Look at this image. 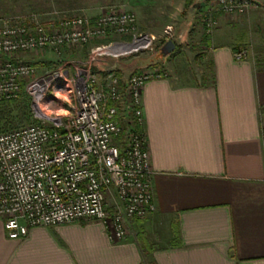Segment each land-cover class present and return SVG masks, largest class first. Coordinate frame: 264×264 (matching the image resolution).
I'll use <instances>...</instances> for the list:
<instances>
[{
	"label": "crops",
	"instance_id": "obj_1",
	"mask_svg": "<svg viewBox=\"0 0 264 264\" xmlns=\"http://www.w3.org/2000/svg\"><path fill=\"white\" fill-rule=\"evenodd\" d=\"M257 1L231 21L218 14L211 45L200 46L199 75L177 72L168 56L158 65L167 76L143 89L156 210L118 241L102 222L38 226L12 239L0 221V264H142L149 247L158 264H264V0ZM193 24L204 35L202 21ZM240 50L248 53L238 60Z\"/></svg>",
	"mask_w": 264,
	"mask_h": 264
},
{
	"label": "built area",
	"instance_id": "obj_2",
	"mask_svg": "<svg viewBox=\"0 0 264 264\" xmlns=\"http://www.w3.org/2000/svg\"><path fill=\"white\" fill-rule=\"evenodd\" d=\"M215 5L241 17L259 2L215 0ZM213 13L207 7L200 14L208 32L217 24ZM36 18L0 19V102L18 99L25 89L41 115L37 122L0 132V218L12 239L38 226L102 222L112 240H122L133 220L156 210L151 154L144 131L137 129L144 125V87L167 72L154 66L122 81L115 73L92 71V64L103 56L153 49L156 36L138 31L136 13L116 7L97 17L60 14L44 25ZM114 35L131 42L94 46L88 61L63 66L54 77L38 76L21 56L48 50L60 55ZM247 53L236 51L234 57L241 60ZM51 89L57 95H51L49 107L56 97L64 98L55 115L42 106Z\"/></svg>",
	"mask_w": 264,
	"mask_h": 264
},
{
	"label": "rangeland",
	"instance_id": "obj_3",
	"mask_svg": "<svg viewBox=\"0 0 264 264\" xmlns=\"http://www.w3.org/2000/svg\"><path fill=\"white\" fill-rule=\"evenodd\" d=\"M201 2L200 0H195V4L190 6L188 5V0H0V19L12 15H35L38 22L44 25L54 21L60 14L97 17L102 10L111 7L134 12L138 19V31L156 36L153 49L133 50L118 56L100 57L93 62L92 67L94 69L92 71L109 70L117 67L123 69L124 73L129 75L142 65L141 61H139L140 59L152 56L158 46L164 45L165 41L171 39L179 46V49L175 48L171 55L164 56L163 60H166L162 62L165 64L169 60V64H172L179 73L184 74L183 72L187 73L186 71H190L199 75L202 70L200 65L202 55L200 46L201 44L211 45L213 36L219 27L218 14L226 16L230 21L234 17L233 15H225L220 11L215 5V0H203ZM207 7L214 8L213 17L217 20V24L208 32V28L202 23L204 27V35H202L193 22L197 19L201 22L200 14L205 12ZM169 27L172 28L170 35L165 33V30ZM191 28L192 30H190ZM205 35H208L209 39H206ZM110 41L130 43L131 38L114 35L107 39L95 40L89 45L66 48L60 55L48 50L45 52L23 53L21 56L36 67L38 76L51 75L54 77L55 73H58L63 66L73 68L74 65L84 64L89 60L94 46L109 43ZM166 57H168V60ZM23 92L29 94L24 89L20 97ZM52 94L54 96L57 95L51 89L48 93V100L46 99V102L42 103L44 112L49 115H55L56 112H59V107L64 102V98L60 95V97H56V101L54 100L56 105L49 107V100H51ZM31 98L34 115L38 118L41 115L35 107V101L37 102V100L34 97ZM9 123L2 121L0 126L9 125ZM0 221L4 223L2 218H0ZM130 227L129 231L131 230Z\"/></svg>",
	"mask_w": 264,
	"mask_h": 264
},
{
	"label": "trees",
	"instance_id": "obj_4",
	"mask_svg": "<svg viewBox=\"0 0 264 264\" xmlns=\"http://www.w3.org/2000/svg\"><path fill=\"white\" fill-rule=\"evenodd\" d=\"M188 3H189L188 5L193 6L195 4V0H188ZM205 38L209 39V36L205 35ZM162 46H158L157 50L153 52L152 56L140 59L139 61H141L142 65L136 68V70L134 72H131L129 75H126L123 69L117 67H113L112 69L109 70H100L97 72H99L103 76L109 73H115L120 78V80L123 81L128 76L138 71H141L149 67L158 66L159 64H161V61H163L164 58V55L161 52ZM31 102H32V98L26 92H23L22 96L19 99L0 102V124L2 121H6L8 123L10 121L13 122V123L10 122L9 125L7 124L5 126H0V132L37 122L38 119L34 115ZM137 130L139 131L143 129L139 127ZM149 250H151V247L146 249V254L148 255H146V258H144V262L142 264H158L157 261L154 260L152 257L148 258V256L151 255L152 253Z\"/></svg>",
	"mask_w": 264,
	"mask_h": 264
},
{
	"label": "water",
	"instance_id": "obj_5",
	"mask_svg": "<svg viewBox=\"0 0 264 264\" xmlns=\"http://www.w3.org/2000/svg\"><path fill=\"white\" fill-rule=\"evenodd\" d=\"M176 48V43L173 40H168L161 47V52L164 56L171 54Z\"/></svg>",
	"mask_w": 264,
	"mask_h": 264
}]
</instances>
